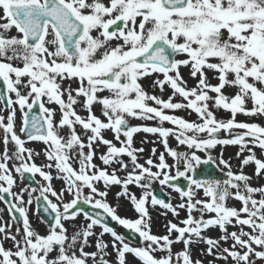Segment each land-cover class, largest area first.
Returning a JSON list of instances; mask_svg holds the SVG:
<instances>
[{
    "label": "snow or ice",
    "instance_id": "6c2138e0",
    "mask_svg": "<svg viewBox=\"0 0 264 264\" xmlns=\"http://www.w3.org/2000/svg\"><path fill=\"white\" fill-rule=\"evenodd\" d=\"M252 118L264 119V0H0V202L18 225L0 216V264H205L201 242L207 264L264 261V185L251 183L264 179V123ZM208 164L223 178H197Z\"/></svg>",
    "mask_w": 264,
    "mask_h": 264
},
{
    "label": "rangeland",
    "instance_id": "374dc122",
    "mask_svg": "<svg viewBox=\"0 0 264 264\" xmlns=\"http://www.w3.org/2000/svg\"><path fill=\"white\" fill-rule=\"evenodd\" d=\"M147 84H148V82L145 81V86H146V87H147ZM157 94H159V93H157ZM81 114H83V113H81ZM178 114H179V115H186L184 112H179ZM226 115H227L226 113H220V117H221V118L226 117ZM189 118H190V119H195V116L192 115V116L189 117ZM238 119H239V120H249V118L244 117V116H239ZM252 119L255 120V122H258V123H264V119H260V118H252ZM19 123H20V122H19V119H18V120H17V133H19ZM132 123H133V124H136V123H139V122H138V121H132ZM166 126H167V125H166ZM78 131H79V129H78ZM62 134H63V133H62ZM143 136H144L143 133H140V134H138V135L136 136L135 139H136V144H137V146H140V145H139V142H140V140L143 138ZM22 138H23V137H22ZM109 138H111V134H109ZM149 139H154V137H151V136H150ZM170 144H171L172 147H175V146H176L174 140H170ZM152 146H153V145H151V144L144 145V147H145L144 157H145V158L149 155V151H148V150H149ZM26 147H28V148H32V149H34V150H36V151H39V150L42 149L44 146H43L42 143H40V142H27V143H26ZM156 147H157L158 151H163V150H164L162 145L157 144ZM181 150H183V149H181ZM220 150H221V149L218 147L216 150H214V151L212 152V155H213V156H216V155L220 152ZM223 151H224V158H225V159H228L229 157H232V158H233L232 162H233L234 165L239 163V161H237V160L235 159V154H236V152L238 151V146H226V147L223 149ZM255 151L257 152V155L260 154V150H259V149H256ZM2 153H3V143H2V141H0V154H2ZM197 154L200 155V156L202 157V159H203V158H206V154L203 153V152H198ZM35 161H39V163L42 165V164L45 162V158H44L43 155H41V156L37 157ZM169 162H170V163L172 162L170 158H169ZM141 163H143V159L141 160ZM199 168H200V167L197 168V171H198ZM197 171H196V172H197ZM244 171H245L246 174H251V173L253 172V169H252V167H246V168L244 169ZM195 175H196V174H195ZM216 178H220V179L223 178V175H222V173H220L219 170H218V173H217ZM36 179H37V181H39L40 183H43L42 178H41L38 174L36 175ZM181 179H183V178H181ZM251 183H252L253 186L264 185V179H257V178L254 177V178L252 179ZM23 184L26 185V184L24 183V181H23ZM53 184H54V186H55L57 189H59V188L61 187L62 182H61L60 180H58V179H54V180H53ZM20 186H21V181L19 180V177H17V187L14 188V190H15V191H19V187H20ZM38 186H39V185H38ZM38 186H37V187H38ZM157 188H160V186H159L158 184L155 186V189H157ZM116 191H117V189H116V188H113L112 191L110 192L109 196H108V200H109L111 203H113V204H116V203H117L116 200H115V198H114V194H115ZM133 191H138V190H136V189L134 188ZM164 191H165L166 194H167L170 190H169V189H164ZM33 195H39V192H36V193H34ZM172 195H173L174 197L176 196L175 193H173ZM201 195H202V193H201ZM173 202L175 203L176 201L174 200ZM120 204H121L122 206H121L120 209H119V214H120L122 217H125V218H134L135 213H134V211L132 210V206H131L127 201H125V200H121V201H120ZM0 210H2V211H0V216L3 217V221H6V222H8V223H11V224H12V230L14 231V230H15V227H17L18 225L15 224V223H13V222L10 220L9 214H8V212L6 211V206H5L2 202H0ZM149 211H150V214H151L152 217H153V228H152V231H153L155 234H161V235L164 234L165 230H164L163 224L165 223V220H164V217H163V216H160V215H159V213H160L161 211H163V210L160 209V208H156V209H152V208H150ZM33 215H34V217H32ZM185 216H186V213H185V212H181V219L185 218ZM30 218H31V221H32L33 226H34V227H37V228L39 229L40 232L43 233V232L46 231L45 226L42 225V224H39V223H38L37 216H36V214H35V207H34V206H33L32 211L30 212ZM168 218H169V219H172L171 214H169V217H168ZM81 221H82V218H81ZM81 221H77V223L79 224ZM174 222H175V221H174ZM116 226H117V228L119 227V225H116ZM117 228H116V230L120 233V231H119ZM232 230H234V229L229 228V231H232ZM96 231L98 232L99 229H96ZM205 235H206V236H211V237H218V236L220 235V232H219L218 229H215V228H214V229L208 230V231L205 233ZM104 240H105V241H110V240H111V237L108 236V235H105ZM133 244L135 245V243H133ZM136 244H137V243H136ZM5 246H6V247H11L10 242H9L8 244H6ZM226 246H227V245H226ZM205 247H206V245H205L204 243L201 242V243H199V244H194V245H192V246H191V250H192V255H193V258H194V259H196V258L202 259V260L205 261V264H207V261L211 260L212 257H209V256H200V255H199V249H203V248H205ZM182 248H183V245L178 243V244L174 245V249H173V250H174V251H179V250H181ZM86 250H87V251H93L94 248H93V247H90V248H88V249H86ZM108 251L111 252V248H109ZM109 259H110V260H111V259H114V254H113V256L109 257ZM217 264H223V261H218ZM257 264H264V261H257Z\"/></svg>",
    "mask_w": 264,
    "mask_h": 264
},
{
    "label": "water",
    "instance_id": "95a60500",
    "mask_svg": "<svg viewBox=\"0 0 264 264\" xmlns=\"http://www.w3.org/2000/svg\"><path fill=\"white\" fill-rule=\"evenodd\" d=\"M215 172H216V169H215V167L213 166V165H211V164H208V165H204L203 166V171H202V175L204 176V177H207L208 176V174H211V176H214L215 175ZM28 180V179H27ZM29 182H32L31 180H28ZM181 184L183 185V184H185L183 181H181ZM157 195H158V197H160V198H166L160 191H157V193H156ZM110 223H112L111 221H110ZM122 233L123 234H125L126 236L129 234V230H127V229H122ZM133 241H135V242H138V239H133Z\"/></svg>",
    "mask_w": 264,
    "mask_h": 264
},
{
    "label": "bare ground",
    "instance_id": "6f19581e",
    "mask_svg": "<svg viewBox=\"0 0 264 264\" xmlns=\"http://www.w3.org/2000/svg\"><path fill=\"white\" fill-rule=\"evenodd\" d=\"M32 217H34V215Z\"/></svg>",
    "mask_w": 264,
    "mask_h": 264
}]
</instances>
